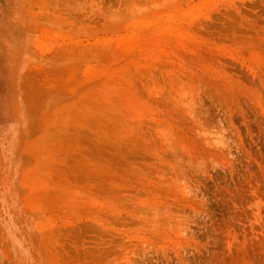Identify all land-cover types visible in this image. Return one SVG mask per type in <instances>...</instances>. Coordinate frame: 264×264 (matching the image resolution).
Segmentation results:
<instances>
[{"label": "rangeland", "instance_id": "1", "mask_svg": "<svg viewBox=\"0 0 264 264\" xmlns=\"http://www.w3.org/2000/svg\"><path fill=\"white\" fill-rule=\"evenodd\" d=\"M5 44L0 264H264V0H0Z\"/></svg>", "mask_w": 264, "mask_h": 264}, {"label": "crops", "instance_id": "2", "mask_svg": "<svg viewBox=\"0 0 264 264\" xmlns=\"http://www.w3.org/2000/svg\"><path fill=\"white\" fill-rule=\"evenodd\" d=\"M2 47L0 48V69H45L39 61L34 60L41 55H33L24 48V45L5 44Z\"/></svg>", "mask_w": 264, "mask_h": 264}, {"label": "bare ground", "instance_id": "3", "mask_svg": "<svg viewBox=\"0 0 264 264\" xmlns=\"http://www.w3.org/2000/svg\"><path fill=\"white\" fill-rule=\"evenodd\" d=\"M183 142V141H182ZM169 172V171H168ZM167 181V180H166ZM167 185V184H166ZM144 193V192H143ZM151 194V193H150ZM154 195H155V193H154ZM150 196V195H149ZM156 196V195H155ZM152 198V197H151ZM148 199V198H147ZM153 200V199H152ZM150 204V203H149ZM157 205H159L158 204V202H157ZM162 205H163V203H162ZM165 210V209H164ZM168 216V215H167ZM158 221V220H157Z\"/></svg>", "mask_w": 264, "mask_h": 264}]
</instances>
